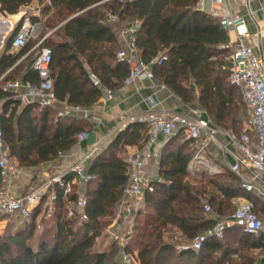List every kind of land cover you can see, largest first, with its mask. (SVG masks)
<instances>
[{
    "label": "trees",
    "instance_id": "trees-1",
    "mask_svg": "<svg viewBox=\"0 0 264 264\" xmlns=\"http://www.w3.org/2000/svg\"><path fill=\"white\" fill-rule=\"evenodd\" d=\"M33 0H0L4 14L18 13L22 6ZM41 2L43 0H40ZM199 0H50L43 13L52 10L65 14L62 39L46 37L40 46L53 50L51 73L58 100L69 105L89 107L103 95L91 73L102 85L118 89L129 73L126 62L117 58L123 46L115 31L120 22L139 19L136 42L146 60L164 52L165 61L153 67V74L185 103L195 100L194 85L199 92V103L219 126L239 133L240 123L246 117V105L240 88L230 80L232 51L228 30L219 19L198 5ZM117 16V20L110 16ZM34 21L39 16L32 17ZM23 21V20H22ZM22 23V22H21ZM20 23V24H21ZM20 26V25H19ZM11 40L8 47L11 45ZM34 45L28 44L16 55L0 58V77L18 58ZM29 54L0 80L1 124L5 146L21 167L35 168L59 157L69 147L59 135V124L71 115L56 119L51 106L40 108L37 103L23 105L14 92L4 89L3 83L13 76L14 70L23 71L25 79L39 80L32 68ZM148 124L135 121L123 129L116 140L95 157L89 171L94 178L87 185L89 219L80 223L66 213L63 192L58 190L57 209L51 217L55 224L41 233L35 245L34 236L40 225L38 216L42 207L32 216L7 215L18 218L15 230L0 236V264H125L116 240L105 248H98L96 240L107 226L127 183L126 159L110 149L123 140L143 145ZM84 130H76V136ZM74 133V134H75ZM184 137L177 141L178 137ZM76 137L73 136L71 143ZM193 140L183 133L171 136L162 150L160 179L151 180L145 194V206L137 214L130 248H137L142 264H255L259 251L264 248V230L251 234L240 225L229 226L222 238L210 236L202 248L178 249L172 240L181 231L188 240L208 231L217 216L231 215L233 198L244 195L259 199L247 191L239 175L227 162L224 171L192 180L188 166L195 155ZM2 182L0 179V187ZM76 198V192L69 195ZM204 199L213 208L205 210ZM261 202V201H260ZM262 206V203L260 204ZM263 207V206H262ZM146 216L140 217L143 211ZM41 216V215H40ZM261 251V250H260Z\"/></svg>",
    "mask_w": 264,
    "mask_h": 264
},
{
    "label": "built area",
    "instance_id": "built-area-1",
    "mask_svg": "<svg viewBox=\"0 0 264 264\" xmlns=\"http://www.w3.org/2000/svg\"><path fill=\"white\" fill-rule=\"evenodd\" d=\"M206 1L199 0V7L216 16L228 31H236V39L229 55L230 80L240 88L246 105L245 126L236 133L216 124L206 110H204L205 113L197 115L180 111L160 112L155 110L157 106L155 102L152 103V111L148 115L136 119L148 124V141L154 147L132 152L126 156L127 183L115 212L108 216L109 222L100 235L104 237L107 234L108 242L111 240L118 242L119 252L125 264H142L138 249L130 248L128 243L137 214L143 208L141 204L145 201L146 191L150 187L151 180L145 172V167L158 152L156 147L160 145L161 134L170 138L177 133H183L186 138L193 140L196 151L188 166L192 178L200 179L202 175H215L224 171L223 163H219L213 157L212 149L217 147L223 150L228 166L239 175L243 187L264 198V53L257 52L254 42V39L264 35V26L258 24L256 31L251 34L242 14L221 12L227 0H211L218 5H212L209 9L206 7ZM110 17L113 20L118 19L114 15ZM140 25L141 21L136 19L119 29L120 34L125 38V44L117 51V58L129 66V73L121 87L130 85L137 79L150 77L153 67L162 64L167 58L164 52L150 60L142 57L136 42V33ZM32 36V20L27 17L12 36L13 49L18 52L24 48ZM41 42L42 40L28 52L37 49L32 68L38 72L39 80H11L4 85V89L17 90L23 87L25 89L23 97H36L42 109L53 106L58 98L51 73L53 50L48 45L40 46ZM91 77L95 84L102 87L104 99H111L113 89L104 87L96 74L91 73ZM75 111L84 112L87 116L86 108L68 105L58 112L57 119L63 115H72ZM88 136L89 131H82L76 138L80 143ZM101 148L97 143L92 144L89 151L75 163L49 173L41 187L25 194H18L16 184L21 175V168L5 146L0 111V179L2 182L0 216L18 213L23 217H30L40 207L42 212L47 211L53 214L57 209L60 189L67 199V216L77 218L80 223L87 221L89 212L86 192L78 190L77 197L73 199L69 195L74 192L75 184L83 188L94 178V174L87 169L86 162L90 157L96 156ZM204 204L205 210L213 213L212 205L207 199H204ZM233 224L242 226L248 233L258 234L264 229V215L254 208L252 200L246 198L235 204L231 215L218 217L211 229L197 234L188 243L179 244L178 249L189 247L200 249L210 236L224 237L226 229Z\"/></svg>",
    "mask_w": 264,
    "mask_h": 264
},
{
    "label": "crops",
    "instance_id": "crops-1",
    "mask_svg": "<svg viewBox=\"0 0 264 264\" xmlns=\"http://www.w3.org/2000/svg\"><path fill=\"white\" fill-rule=\"evenodd\" d=\"M36 0H33L31 3H34ZM40 1V0H37ZM50 2V0H47ZM29 5V4H28ZM28 5H24L21 7H28ZM212 5H218L211 0L206 1V7L209 9ZM40 4L37 3V8H35L34 13L37 16H40ZM229 11V12H238L242 14L245 18L246 26L249 29V32L253 34L258 24L264 26V0H227V2L223 5L221 12ZM29 16H23L21 10L18 13L14 14H4L0 9V58L6 53L10 55H16V52L12 45L8 47V43L11 40L14 32L16 29L21 25L20 23L22 20ZM38 28L42 31L41 23L38 24ZM119 40L124 45L125 38L120 34L119 30H116ZM230 35V44L231 49L233 48L234 41L236 39V31H228ZM12 33L10 38L8 36ZM256 43V50L257 52L264 53V35L259 39H254ZM34 47V46H33ZM32 49V48H31ZM30 51V50H29ZM28 51V52H29ZM24 54L20 58L16 60V62L11 65L0 77V80L4 78L19 62H21L29 53ZM13 76L8 81L11 80H24L23 71L14 70L11 72ZM3 83L4 85L8 82ZM195 91V100L191 103H185L183 99L175 94L167 85L161 82L153 73L150 77L145 79H137L132 84L127 85L125 87H119L118 89L113 90V94L111 99L105 100L103 95L97 100L94 104L89 107H85L87 111V116L84 115V112L75 111L71 116L75 117H67L64 118L59 124V135L62 140L67 143L71 144L70 147L63 152L59 157L46 161L40 165L39 167L35 168H21V175L17 180L16 189L18 194H25L28 192H24L25 185L27 182L32 179L30 174L36 172L38 175V179L40 182L36 184V186L32 189H36L41 187L44 182L46 181L47 175L54 170L69 166L75 163L80 157L86 154L89 149L92 147V144H89L87 139L83 140L82 142H78L77 138H75L74 142L71 143V139L76 137V130H84L87 129L89 133L91 131H95L97 135L96 143L101 146V150L108 148L118 137L119 133L125 129L128 125L135 122L136 119L140 116H146L152 111V103H156V111H180L190 115H197L201 113H205V109H203L199 103V92L194 85ZM13 91L15 97H18L22 100V104L28 103H37L39 105L38 99L32 96H24L25 89L20 87L17 90H10ZM19 95V96H18ZM69 104L64 101L58 100L51 108L53 114H55L56 119L58 112L61 109H64ZM203 111V112H202ZM75 133V134H74ZM166 136L161 134L159 136L160 145L157 148L158 152L155 156H153L145 167V172L147 176L150 178L157 174L160 175V161H161V154L164 145L166 144L167 140ZM148 138L143 145L139 144H129L123 142L121 140L116 144V146H112L110 149L115 150L117 155L126 158L129 153L136 152V151H144L145 149L150 148ZM154 147V146H152ZM213 157L219 162L222 163L223 161L226 162L224 157V152L220 148H213ZM97 156V155H96ZM92 156L87 159L86 166L89 170L95 157ZM228 165V163H227ZM39 170V171H38ZM190 173V172H189ZM191 176V173H190ZM192 180H196L192 178ZM198 180V179H197ZM2 187V186H1ZM0 187V188H1ZM31 189V190H32ZM30 190V191H31ZM79 191H87L86 187H79L78 185H74V192L78 195ZM259 201V205L257 206V211L264 215V198L254 193ZM247 197L244 195H239L233 198V202L236 204ZM249 199V198H248ZM251 200V199H250ZM254 203V201H253ZM262 203V206L260 205ZM255 204V203H254ZM143 207L145 206V201L141 204ZM228 216V215H226ZM223 217V216H217ZM109 218H106V221L109 222ZM122 221V220H121ZM264 230V229H263ZM177 237L179 241H183L181 243H188V241L181 233V231H176ZM105 237L100 236L98 242H96V246H103L105 248L108 244V241ZM179 243V244H181ZM105 246V247H104ZM261 250V251H260ZM259 254L255 264H264V248L258 249Z\"/></svg>",
    "mask_w": 264,
    "mask_h": 264
},
{
    "label": "rangeland",
    "instance_id": "rangeland-1",
    "mask_svg": "<svg viewBox=\"0 0 264 264\" xmlns=\"http://www.w3.org/2000/svg\"><path fill=\"white\" fill-rule=\"evenodd\" d=\"M38 2L40 4V10H41L40 14H39L40 20L34 21L32 17L37 16L33 13H34L35 8H37ZM47 2H48L47 0H43L42 2L36 0L34 3H30L28 5V7H24L22 9H20L23 16H29L30 19L32 20L33 36L30 38V41H32L34 43L33 46H35L41 40H42V42H44L46 37H51L54 40L62 39L63 34H62V28L60 27V25L65 21V14L63 12H61V11L59 12L57 10H55V11L52 10L49 13L44 14L42 10L44 8V5H46ZM40 23L42 25V31H40L38 28V26H39L38 24H40ZM127 23H128L127 21L120 22L119 24H117L115 26V29L119 30L122 26H125ZM11 35H12V33H10V35L8 36V39L10 38ZM36 51H37V49L32 50L29 53V59L30 60L36 56ZM0 111H2L1 103H0ZM244 126H245V118L243 117L242 122L240 123V128H243ZM183 139H184V137L180 136L177 138V141H182ZM20 168L25 169L26 167L21 166ZM39 169H40V167H39ZM206 176L202 175V178H200L198 180H202ZM30 177H32V179L30 178V180L25 185L24 192L30 191L32 188H34L36 186V184L38 182H40L39 180H37L38 175L36 172L31 173ZM198 180L196 179V181H198ZM233 204L235 206L234 202H233ZM40 215L38 216L39 217L38 219L39 220L41 219L42 221H40V225L37 228V230L35 232V236L33 238L35 245L39 242V239L41 237V233H44L45 231L48 230L49 227H51L52 225L55 224L54 217H51V214H49L47 211L45 213L44 212L40 213ZM145 216H146V211L144 210L142 212L141 217H140L141 221L144 220ZM17 220H18V218H15V217L10 218L7 215L0 216V236L7 234L8 232L14 231ZM105 229H106V227L104 228V230ZM176 236H177V233L175 232L174 235L172 236V240L177 243V248H178L179 243H181L183 241H179V238ZM104 237L106 238L107 234L104 235ZM96 242H98V240H96ZM102 247L103 246H98V248H102Z\"/></svg>",
    "mask_w": 264,
    "mask_h": 264
},
{
    "label": "water",
    "instance_id": "water-1",
    "mask_svg": "<svg viewBox=\"0 0 264 264\" xmlns=\"http://www.w3.org/2000/svg\"><path fill=\"white\" fill-rule=\"evenodd\" d=\"M70 18H72V17H70ZM70 18H68L67 20H69ZM67 20H66V21H67ZM66 21H64V22H66ZM64 22H63V23H64ZM63 23H62V24H63ZM62 24H61V25H62ZM87 141H88L89 144H94V143H96V141H97V135H96V132H95V131H91V132L89 133V136H88V138H87ZM159 179H160V175H159V174L150 177V180H159Z\"/></svg>",
    "mask_w": 264,
    "mask_h": 264
}]
</instances>
